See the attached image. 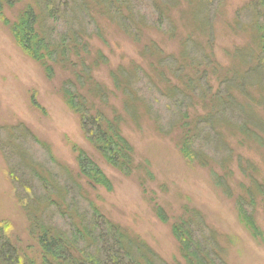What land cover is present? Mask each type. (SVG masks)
Returning <instances> with one entry per match:
<instances>
[{
  "label": "trees",
  "instance_id": "16d2710c",
  "mask_svg": "<svg viewBox=\"0 0 264 264\" xmlns=\"http://www.w3.org/2000/svg\"><path fill=\"white\" fill-rule=\"evenodd\" d=\"M22 2L0 0V20L9 26L20 49L41 64L49 79L56 70L66 74L60 87L62 98L77 114L88 143L108 165L124 176L137 175L141 169L140 183L153 176L148 161H137L133 146L122 135L120 126L126 119L136 126L146 116L159 133L171 135L177 131L181 156L209 169L214 185L233 199L238 221L253 239L264 242L253 211L257 197L264 198L257 167L239 155L238 183L232 185L228 180L235 175L230 165L235 149L229 131L239 135L241 144L264 150V0H249L234 11L229 30L244 41L227 51L226 64L218 60L214 46V15L222 0H150L156 17L166 21L169 37L179 33L174 12L186 14L178 21L188 25L186 29L182 23L180 28L186 33L179 39L183 48L175 57L180 61L169 57L165 66L156 61L159 68L150 62L148 67L159 77L157 81L151 76L153 72L141 65H119L108 73L111 87L94 78V68L106 64L107 58L100 50L92 52L90 41L102 36L98 19L114 23L135 40L143 28L155 26L135 10L132 0H28L16 15H7ZM242 10L247 12L248 20L239 19ZM53 21L59 29L51 25ZM90 22L95 25L94 31L88 30ZM139 72L156 94L176 106V118L169 127L157 121L149 103L138 93ZM112 96L120 99V106L110 104ZM198 107L201 110L196 111ZM17 132L39 144L48 157L47 163L58 165L67 181L57 179L45 161L31 157L17 141L15 130H7L6 143L14 145L21 160L18 168L9 171L10 181L18 180L14 172L21 177V171L27 169L30 179L38 182L35 189L24 178V195L18 194L17 201L27 218L29 235L38 246L39 260L29 259L9 240L0 238V264H228L219 233L206 226L199 209L185 206L180 214L170 216L156 205L155 214L169 223L180 256L178 261L166 262L139 236L106 218L88 198L79 178L90 186L110 188L111 184L86 151L74 146L77 171L73 174L30 130ZM199 140H214L225 148L226 156L216 160L201 145H194ZM74 190L87 201L88 211L80 210L74 196H70ZM52 210L67 222V228H59L52 220L48 214Z\"/></svg>",
  "mask_w": 264,
  "mask_h": 264
},
{
  "label": "rangeland",
  "instance_id": "374dc122",
  "mask_svg": "<svg viewBox=\"0 0 264 264\" xmlns=\"http://www.w3.org/2000/svg\"><path fill=\"white\" fill-rule=\"evenodd\" d=\"M28 0H23L17 8L7 11L10 17L23 8ZM249 0H222L221 7L214 15L215 54L221 63H229L227 51L244 39L232 34L229 25L232 23L234 11ZM135 10L155 24L143 28L140 38L135 40L131 35L120 30L118 26L107 20H99L102 28L101 38L92 37L91 51L100 50L106 56V64L94 68V78L111 87L109 71L119 65H141L149 68L150 62L165 66L168 58L177 59L183 48L182 37L186 33L182 27L181 15L175 11L173 19L179 27L177 37H169L166 33V21H160L151 8L150 0H132ZM240 20H248L247 12L240 11ZM180 21V22H178ZM186 23V22H185ZM59 29L56 21L51 22ZM154 26V27H153ZM186 29L188 25L186 23ZM184 26V27H185ZM88 30H95L90 22ZM185 30V28H184ZM180 39V40H179ZM154 46L144 50V47ZM172 59V60H173ZM168 62V63H167ZM172 62V61H170ZM161 65V66H162ZM173 66V65H172ZM157 68L158 65H156ZM189 70V69H188ZM151 76L159 77L153 70ZM190 73V72H189ZM65 73L56 70L55 76L49 79L41 64L23 52L13 38L9 26L0 20V238L9 240L20 253L29 259L39 260L38 246L28 232V221L21 205L17 201L18 194L24 195L21 184L24 178L38 189V182L30 179L27 169L22 176L14 172L17 181H10L9 171L21 165L16 149L7 145V130H15L19 142L34 159L47 163L45 151L30 137L26 138L18 130H30L39 140L47 143L56 160L66 164L73 172L77 171L74 146L84 151L97 163L109 179L111 187L96 184L90 186L79 178L78 181L104 216L129 232L143 239L166 262L172 263L180 259L177 244L171 235L169 223L160 221L155 214L156 205H161L170 216L181 213L185 206L195 207L204 215L206 226L219 233V239L226 248L224 255L228 264H264V242L259 243L238 221L232 198L226 197L212 180L208 168L189 163L178 151L176 143L180 134L159 133L154 122L146 116L138 125L126 119L121 124L122 135L134 148L137 161H148L152 178L140 183L137 175L124 176L108 165L92 148L82 133L77 114L62 98L61 84ZM136 88L138 93L151 106V113L165 128L175 120L176 106L170 100L155 93L147 79L138 73ZM213 86H216L212 82ZM35 102L32 104V102ZM110 104L120 106L118 97H111ZM185 104L183 105V109ZM201 110L198 107L196 111ZM178 111V110H177ZM19 125V127H17ZM229 133V140L234 145V159L231 169L234 176L228 177L232 185L238 183L237 159L240 156L249 158L257 167L256 176L264 185V150L256 145L247 146L240 143L237 133ZM204 140V139H203ZM196 141L194 145L202 146L216 160L226 156V150L214 140L207 143ZM47 166L57 179L67 181L66 174L53 162ZM25 176L23 177V175ZM231 175V174H230ZM22 178V179H20ZM235 183V184H234ZM72 184V183H70ZM75 189V188H74ZM37 192V191H36ZM38 193V192H37ZM74 196L80 210L88 211V203L76 190L70 192ZM254 218L264 234V198L257 197L254 206ZM59 228H67V222L55 211H48ZM13 259V257H12Z\"/></svg>",
  "mask_w": 264,
  "mask_h": 264
}]
</instances>
